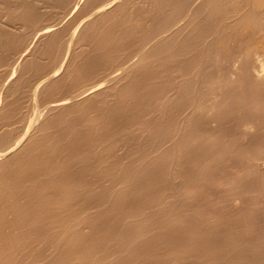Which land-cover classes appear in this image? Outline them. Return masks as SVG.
<instances>
[{
    "label": "bare ground",
    "instance_id": "6f19581e",
    "mask_svg": "<svg viewBox=\"0 0 264 264\" xmlns=\"http://www.w3.org/2000/svg\"><path fill=\"white\" fill-rule=\"evenodd\" d=\"M1 1L3 0H0V7L2 5L4 12L8 7L3 8L7 4L3 6ZM4 1V3H8L10 0ZM37 1H34V4ZM45 1L47 3H44L50 4L52 7L54 2L60 6L67 3L66 0ZM67 1L69 2V0ZM89 1L88 3L92 4L90 6L92 11L88 8V12L86 7H84V11L87 10L88 15L92 12L95 13L94 16L99 13L102 15L101 17L98 15L95 22L92 21L94 25H91L92 31L90 30V33H93L92 37H90L91 34H86L88 30L85 32L83 29L84 36L81 33L83 39L86 35L93 39L92 43L89 39V43L85 45L91 43L92 48L90 45L89 47L94 51L88 50L90 53L92 52L90 55L88 52L86 55L79 56V59L82 58V61L78 60L79 64L77 60L74 61L76 57L78 59L74 53L73 61L78 65L74 67L75 64H71L73 65V69L70 70L71 77L68 76L69 72L67 73L70 81L67 80L68 85L63 82L64 85L59 89L77 90L76 84L79 85L78 83L82 81H85L83 84L86 83L97 74L98 70L100 72L108 71L107 74L103 72L106 74L105 78H99L101 81L93 82V84L90 81L92 84L90 86L88 81V85L87 83L85 86L81 85L85 87L84 90L79 89V93L77 90V94H74L75 91H73L71 94L74 96L71 95L72 97L69 98H66L67 92L65 94L61 90L66 95V99L64 97H61L60 100L53 99L55 101L51 102L52 104L49 102L48 108L45 107L47 111L51 112V116L52 113H55L52 117L49 115L51 119L47 117L48 120L44 121L46 123L41 124L44 130H50V132L45 135L42 132L43 134H40L39 137L35 135L36 139H34L35 136L32 140L30 139L31 141L34 139V141L18 150V153L15 152V155L4 158L7 149L12 146L9 145L12 138L9 133L6 135V130H3V134L0 133V147L1 144L6 145L8 136L10 138L8 146H4L7 148L0 150V159L4 158L2 159L4 161L0 162V264H264V135L259 134L261 137L258 139L253 135L256 133H253L254 139H257L239 149L241 142L239 143L236 138L233 137L236 140L233 138L232 140L226 136L231 141L221 143L219 135L215 133L216 129L211 132L210 127L207 126L209 121L213 120V122H218L220 127H234V124L226 126L229 124L227 118L234 115L239 117L245 114V116L256 114V117L264 118V81L261 82L263 77L261 79L259 74L261 70L264 71V68L258 70L259 66L257 68L251 66L253 59L251 60L252 52L250 50L239 51V48L237 52L231 48L233 53L226 52L222 58L221 55L224 52L219 54L221 50L216 51L210 41L211 38L212 40L217 37L221 38L220 34H226L225 29L234 26L231 24L228 26L221 21L225 15H241L240 18H244L248 22L251 21L254 27L256 24L258 25L259 21L257 22V12L255 11L259 9L257 4H262V1L143 0L144 2H139V5L142 4V6H144L143 3L146 4L145 7H141L142 9L139 5L133 7L138 9H132L127 7L128 3H126L123 7L118 5L114 15L111 14L113 11L109 12L110 10L107 14L103 13L108 5L101 6V3L104 4L102 0ZM128 1L130 2V0ZM64 2L65 4H63ZM79 2L81 1L79 0ZM108 2L110 0H107L105 5ZM114 2L118 3L119 0H112V3ZM137 2L138 0L135 4H138ZM30 3L22 6H20L21 4L15 6V4V9L11 7L12 11L7 10L13 17L8 18L16 19L18 22L17 19L23 18L22 20L25 21L24 18L31 16V18L33 17L31 20L30 18L26 19L28 25L25 26V22L23 25L27 29L29 26L32 28L33 25L36 29L35 23L37 24L42 17L43 20L46 21V19L44 16L40 17L32 7L34 5L31 6ZM88 3L86 2L85 6ZM135 4L133 5L136 6ZM37 5L41 6V4ZM8 6L10 7V3ZM81 6L77 11H80L84 5L82 8ZM130 6L132 7V4ZM51 9L54 10V8ZM46 10L49 11L48 8ZM2 11L0 12L2 13ZM9 13H5V15L9 16ZM85 13L83 14L82 11L80 17L85 16ZM86 17L88 18V16ZM225 17L223 20L227 18ZM233 18L232 20H234ZM90 20L92 19L90 18ZM69 21L71 22V20ZM75 21L74 23H79V21ZM234 22L235 20L232 23ZM261 24L263 25V20ZM38 26H40L39 23ZM69 26L71 25L69 24ZM75 26L77 25L75 24ZM91 26L89 27L91 28ZM39 28L37 29L39 30ZM45 29L41 28V31H38L39 35L41 33L42 36H49L48 31L50 32L51 29ZM59 29L54 30V32L60 33L56 32L58 36L54 33L57 37L54 35L52 38H47L48 41L44 40L47 43L46 46L43 45L44 49L48 51L43 49L47 54H45L46 57L48 54H53L54 50L52 49H55L61 35L67 31H62L61 28V33ZM15 31L12 33L15 34ZM70 33L72 34V31ZM23 34L21 35L23 36ZM39 35L38 37L41 36ZM52 35L50 34V36ZM225 36H222V39ZM0 37L7 39L2 35ZM13 37L12 41L16 40ZM5 39H1L2 42ZM18 40L19 38L13 44H17ZM12 41L8 40L9 45L12 44ZM62 41L60 39L59 43L61 44ZM8 42H3V44L0 41V45L5 51L9 48L7 46L6 49ZM20 42L23 43V41ZM61 45L60 47L63 49V43ZM12 46L14 49V45ZM19 48L20 52L22 49ZM84 48L80 50H84ZM26 50L28 51V49ZM43 50L39 51L43 53ZM59 50L61 51V48ZM27 51L26 53L21 52V54H27ZM13 52L15 51L13 50ZM55 52L53 56L57 57L58 62H61V56L64 53L61 54V52L60 55L57 52L60 55L58 58ZM44 56L42 54L39 58ZM50 57L47 58L54 59V57ZM13 59L10 60L13 61ZM221 60L225 61V64L233 63V66L235 63H230L231 61L236 60L235 62L239 63V68H236V70L238 69L237 73L234 72V74L236 73V86L234 87L233 83V88L230 85V88L227 87L229 82H234L233 79L231 80V66L227 65L225 69L222 66L223 71L218 69V64L220 62L222 64ZM37 61L39 63V59L33 62L29 60L31 63L27 64L32 70L37 71L39 70ZM57 61H55L56 64H58ZM51 62H47L48 65ZM254 62L256 63V61ZM52 63L54 65V62ZM7 66L5 67L8 68ZM21 68H23L22 65ZM24 68L26 67L24 66ZM47 68L49 69V66ZM16 72L14 73L16 74ZM55 72H49L47 78H45L47 74L44 72L43 81H47L46 79L49 77L53 78ZM18 73L21 76L22 70ZM0 74L2 77L3 74ZM120 74H122L121 79L119 78ZM262 76H264L263 73ZM72 77L73 79H71ZM93 80L95 81V78ZM104 81H109V83ZM110 82H116V86L111 84L113 87L110 88ZM20 83L22 82L20 81ZM104 83L109 84V87L106 86V90H102ZM44 84H42L43 87L46 85ZM38 85L40 84L38 83ZM86 86L88 87L86 88ZM30 87L32 88V86ZM50 87H46L47 90L45 88L46 92ZM56 87L58 88L57 85ZM59 89L57 90L60 91ZM15 90L12 92L14 93ZM23 91L25 90L21 92ZM6 94L8 95V93ZM28 95L30 94L28 93ZM230 95H234V98L236 96L239 101L236 100L234 105L226 104V99ZM11 96L14 95H9V98ZM82 98L83 100L78 102ZM3 100L6 101V98ZM40 100L38 104L42 102ZM7 102L11 104L12 101ZM13 103L16 104L15 101ZM13 106L17 107L14 104ZM28 107L30 106L28 105ZM10 108L4 112L6 108L3 110L2 107L4 112L0 113L2 121L5 117L11 119ZM209 111L212 112V115L215 113L213 117H209ZM17 113L16 115L19 114ZM24 113L27 114L25 111ZM24 116L27 117V115ZM21 117L19 116V118ZM243 118L246 121L244 116ZM17 120H19L18 117L16 122ZM43 120L41 118L40 121ZM6 121L4 122L7 125L8 121ZM27 121L28 119L25 120V122ZM4 122L1 124L4 125ZM255 123L258 126V122ZM26 124L25 127L31 125L28 122ZM239 125L237 126L239 127ZM14 126L16 127V125ZM215 127L218 129L217 126ZM220 129L223 130V128ZM24 131L23 133H25ZM242 131L241 129V133ZM232 135H236V132H233ZM21 136H19L20 139ZM19 137L17 140H20ZM221 137L223 140L226 138ZM11 144L18 147L14 142ZM20 148L22 147L20 146ZM225 158L224 161L229 158L227 163L231 161L230 165L234 164L230 160L232 158L235 159L234 162L237 160L236 162L240 163L239 166L236 163L235 167L227 165L226 170L228 166L232 169V173L229 172V175L226 174L228 170L224 171L227 163L222 164ZM223 172H226L225 175H222ZM213 188L218 191L212 192ZM233 199H237L241 203V205L239 203L240 212L237 210L238 214L235 213L234 206H231ZM245 216L250 218L248 225H246ZM244 217L246 220L243 219ZM242 220L245 221L243 226L239 224V222H244Z\"/></svg>",
    "mask_w": 264,
    "mask_h": 264
},
{
    "label": "rangeland",
    "instance_id": "374dc122",
    "mask_svg": "<svg viewBox=\"0 0 264 264\" xmlns=\"http://www.w3.org/2000/svg\"><path fill=\"white\" fill-rule=\"evenodd\" d=\"M9 1V0H8ZM7 1V2H8ZM13 1V2H12ZM31 2V0H10L8 3H4L5 1L3 0V1H1V2H3L2 4H3V6H4V4H7V6L5 5V7H3V8H7V10H11L12 11V8L14 7V5L15 6H17L18 4L20 5V6H22L23 4H27V3H30ZM34 1H37V0H34ZM34 1H32L31 3H30V5L32 6V5H34V6H32V7H34L35 8V11L36 12H38V15L40 16V17H42V16H44L45 17V19H46V21L45 20H43V17H42V19H40L39 20V22H37V24L35 23V25H36V27L37 28H39V27H41L42 29L44 28H46L45 30H48V29H51L50 30V32L48 31V33H50V34H53L52 36H50V34H49V36H42L41 35V33H40V35H39V32L38 31H41V28H39V30L37 29H35V27H33V25H32V28H30L31 26H29L28 27V29L25 27V26H27L28 25V21H27V23H26V19H29L30 18V20L33 18H31V16H28V18L26 17V18H24L25 19V21H23L22 19L23 18H21V19H17L18 20V22L16 21V19L15 20H13V19H11L10 20V18H8V17H11V13H9L10 12V10H9V12L7 11V10H4V12L2 11V5H1V7H0V11H2V13L0 12V36L2 35L3 37H7V39L9 38L10 39V41H12V37H13V39L14 38H16V40H13L12 41V44H10L11 46L12 45H14V49H13V46L11 47L10 45H9V42H8V40L7 39H5V38H2V37H0L2 40L3 39H5L3 42L4 43H6V42H8V45L6 44V49H7V46L9 47L8 49H7V51H5L4 50V48L1 46V48H0V55L2 56H0V63H1V65H0V73H2L3 74V76L1 77V74H0V78H2V79H0L1 81H0V87H2V88H0V113L2 114V112H3V110H4V112L6 111V110H9V109H7V108H9V107H11L10 108V110L11 111H9L10 113H11V115H9V116H11V119L9 118V117H7V118H9V119H7L6 117H5V119L8 121V123H7V125H6V123L4 122V121H6L4 118H3V120L4 121H2V115H1V117H0V120L2 121H0L1 123H3L4 122V125L3 124H1L0 123V133L1 134H3L4 133V131H5V133H6V135L9 133L10 134V137L12 138V141H10L11 143L12 142H14V144H17L18 145V147H15L13 144H11L8 140L10 139L9 138V136L7 137L8 138V140L6 141V145L7 144H9V145H12V146H10L11 148H9V149H7V153L5 154V156L6 157H4V158H8L9 157V155H12L13 156V154L15 155V152H17L18 150H21V149H23L24 148V146L26 147V146H28L29 144H31L33 141H34V139H36V136L35 135H37L38 137L40 136V134L42 135L43 133H44V135L45 134H47V133H49L50 132V130L48 131V130H44L43 128H42V126L43 125H41L42 123L44 124V123H46V122H44L45 120L47 121L48 119H47V117L49 118V115L51 116V112L50 111H47V109L46 108H48L47 106H49L50 105V103L51 102H53V101H55V100H60L61 99V97H66V95H67V97L66 98H69L71 95H73L74 96V94H77V90H81V88H82V90H84L85 89V87H82V86H85L86 85V83H87V85H88V81H89V86L90 85H92L93 84V82L95 83H97V82H100L101 81V79H103V78H105V75L107 74V72H104V70L103 71H101L100 72V70H98V71H96V73L98 74V76H100V77H98L97 76V74H95V76L94 77H92L91 79H89L88 81H86V83H84L83 84V82H85V81H82L81 83L79 82L78 84L79 85H75V88L77 89V90H73V91H75V92H73L72 90L70 91V89L68 90V88H67V90L68 91H66V88H64L63 90L62 89H59V88H61L63 85H64V83L66 82L67 83V85H68V82H67V80L68 81H70V78H68L67 77V73H68V76H70V70L71 69H73L72 67H73V65L76 63V62H74V61H76L77 60V63H78V60H81L82 61V58H80L79 59V56L81 57V55H86V54H88V52L89 51H94L93 49H91L92 47V42H91V40H93L92 38L90 39L89 38V36H87L88 34L90 35L91 34V36L90 37H92V34L93 33H90L91 31H92V26H94L93 25V23H92V21L93 22H95L97 19H98V15L100 14H97L96 16H94L95 15V13L93 14V12H92V14H89L88 15V13H87V10H88V8H90V6L92 5L91 3H88V2H90L89 0H87V1H85L84 2V0L82 1V0H80L81 2H79V0H69V2L66 0L65 2H67L66 4H65V2L63 3V4H65V5H61L60 6V4H58L57 2H54L53 4H54V6L52 7V5H50V4H46L47 2L44 0V1H41V0H38L35 4H34ZM40 1V3H38ZM103 1V3L104 4H102L101 3V6H107L106 8V11H104L103 13L105 14H107V12H108V10H110L109 12L111 13L112 11H113V13H111L112 15H114L115 14V12H116V7L119 5V7H123L124 5H126V3H128L127 4V7H130V8H132V9H138V8H133V7H137V5H139L140 3H142V1L143 0H138V4H135L136 3V0H130V2L127 0L126 2H125V0H119V4L117 3H112V0H110V2L112 3H110V2H108L106 5H105V2L107 1V0H102ZM101 1V2H102ZM109 1V0H108ZM131 1H135L134 3H132ZM141 1V2H140ZM262 2V4H260L259 3V5L257 4V6L259 7V9H255L256 11L255 12H257V22H258V25L256 24V26L254 27L253 25H252V23H251V21H249L248 22V20L246 21L244 18V20L242 19V18H240L239 16H241V15H236V16H238V18L236 19V16H227V15H225L224 17L226 18L225 20H223L224 19V17L222 18V20L221 21H223L224 22V24H226V25H234V26H236L237 25V23H238V25L236 26V27H230V28H232V29H230V28H227V29H225L224 31H226V34L225 35H227V36H225V35H223V33L222 34H220V35H222V36H225V37H223V39H225V40H223L222 39V36H221V38L220 37H217V38H214L213 40H212V38L210 39V41H212V44H213V48L217 51V50H221L220 52H219V54L221 53L222 54V52H224L221 56H222V58H223V56H225L224 54H226V52L227 53H233V50H237V49H239V51H246V50H250V52H252V54H251V60L253 59V61H251L252 63V67L254 66V67H256L257 68V66H259V69L258 70H260V69H263L264 68V0H261ZM19 2V3H18ZM25 2V3H24ZM44 2H46V3H44ZM71 2H73L72 3V5H70L71 4ZM83 2V4H81ZM86 2L88 3L86 6H85V4H86ZM124 2V3H123ZM140 2V3H139ZM144 2V1H143ZM10 3V7L8 6V4ZM122 3V4H121ZM36 4H41V6L39 5H37L36 6ZM77 4V5H76ZM79 4V5H78ZM110 4H111V6H110ZM132 4V7L130 6V5ZM133 4H135L136 6H134ZM42 5H44L45 6V8H46V6H47V8L49 9V11L48 10H46L45 8H43L44 6H42ZM68 5V6H67ZM80 5H84L83 6V8H82V6H81V8L83 9H80V11H77L78 10V8H80ZM114 5V6H113ZM143 5L144 6H142V4L141 5H139L140 6V8L142 7H145V3H143ZM262 5V6H261ZM51 7V8H54V10L53 9H51V8H49V7ZM64 6V7H63ZM75 6V7H74ZM76 6H77V8H76ZM95 6V5H94ZM94 6H92V7H94ZM110 6V7H109ZM254 6V5H253ZM12 7V8H11ZM65 7H67L66 9H64ZM74 7V8H73ZM84 7H86L87 8V10H85L84 11ZM256 7V6H255ZM254 7V8H255ZM58 8V9H57ZM76 8V9H75ZM85 8V9H86ZM110 8V9H109ZM141 8V9H142ZM237 8H239L238 6H237ZM14 9H15V7H14ZM42 10L43 9V11H40V10ZM67 9H68V12H67ZM45 10V11H44ZM53 10V11H52ZM59 10H61V11H59ZM6 11V12H5ZM51 11V12H50ZM82 11H83V14L85 13V16H83L82 15V17H80V15L82 14ZM90 11H92V9L90 8ZM39 12H40V14H39ZM43 12H44V14H43ZM46 12V13H45ZM48 12V13H47ZM78 12V14H76V13ZM88 12H89V10H88ZM108 12V13H109ZM262 12V13H261ZM5 13L7 14V13H9L10 15L8 16H6L5 15ZM43 15H42V14ZM56 13H57V16H56ZM66 14V13H68V14H66V15H68V16H66V15H63V14ZM91 13V12H90ZM259 13V14H258ZM52 14H54V15H52ZM60 14V15H59ZM72 14H76V15H72ZM262 14V15H261ZM37 15V16H38ZM51 15V16H50ZM79 15V16H78ZM111 15V16H112ZM260 15V16H259ZM53 16H55V17H53ZM60 16H61V18H60ZM86 16H88V18L86 17ZM90 16H92V17H90ZM102 15H99V17H101ZM261 16H263V18H261ZM39 17V18H40ZM50 17V18H49ZM55 18V19H53V18ZM59 17V18H58ZM94 17V18H93ZM231 17V19H229L228 20V18H230ZM234 17V18H233ZM243 17V16H242ZM4 19V20H2V19ZM11 18H13V17H11ZM53 20H52V19ZM68 18H69V20H71V22L68 20ZM84 19V20H82V19ZM90 18L92 19V20H90ZM232 18L235 20V22L234 23H232L234 20H232ZM35 19V18H34ZM57 19H59L58 21H57ZM79 19V20H78ZM261 21H260V20ZM5 20H6V22H5ZM22 22H21V21ZM42 20H43V23H42ZM52 20V21H51ZM72 20H73V23H72ZM74 20H76L75 22H77V21H79V23L77 22V23H74ZM82 20V21H81ZM85 20H86V22H85ZM95 20V21H94ZM232 20V21H231ZM241 21V22H239V21ZM262 20H263V25L261 24L262 23ZM5 23H4V22ZM14 21H16V22H14ZM19 21H20V23H19ZM46 23H45V22ZM50 21H51V23H50ZM59 21H61V22H59ZM229 22V23H226V22ZM231 21V22H230ZM244 21V22H243ZM25 22V26L23 25V23ZM55 22V23H54ZM62 22H63V24H62ZM69 22V23H68ZM83 22V23H82ZM90 22V23H89ZM237 22V23H236ZM246 22V23H245ZM8 23V24H7ZM22 23V24H21ZM38 23L40 24V26H38ZM50 23V24H49ZM58 23V24H57ZM66 23H67V25H66ZM85 23V24H84ZM87 23V24H86ZM88 23H89V25H88ZM248 23H250V24H248ZM2 24V25H1ZM6 24V25H5ZM15 24V25H14ZM18 24H20V25H18ZM27 24V25H26ZM29 24L31 25V23L29 22ZM47 24V25H46ZM69 24L71 25V26H73V27H71V26H69ZM73 24V25H72ZM75 24L77 25V26H75ZM5 25V26H4ZM34 25V26H35ZM52 25H54V26H52ZM58 25H59V27H58ZM66 25V26H65ZM83 25V26H82ZM87 25V26H86ZM92 25V26H91ZM242 25V26H241ZM261 25V26H260ZM3 26V27H2ZM12 26V27H11ZM18 26V27H17ZM24 28H23V27ZM62 26V27H61ZM64 26V27H63ZM69 26V27H68ZM89 26H91V28L89 27ZM246 26V27H245ZM248 26V27H247ZM253 26V27H252ZM259 26V27H258ZM263 26V27H262ZM4 27H5V29L7 30L6 32H5V29H4ZM8 27H10L9 29H7ZM15 27V28H14ZM58 27V28H57ZM67 29H66V28ZM71 27V28H70ZM75 27H76V29H75ZM238 27V28H237ZM48 28V29H47ZM61 29L62 28V31H68V33H67V31H66V33L64 32V34H62L61 35V40H63L62 42H61V44L63 43V46L65 47H63V49H62V47H60V39L58 40V44H59V46H58V44H57V46L55 47V49H52V50H54V52H55V55L56 56H58V58H60L59 56L61 55V54H63L64 55V57H63V55L61 56V62H62V64H61V62L59 63L57 60V57H54L53 56V54H54V52H53V54H48V56H51L50 58H52V57H54V59H56V60H54L53 58V61L52 62H54V65H53V63L51 62V60L52 59H48L47 57H46V52L44 51V50H46L47 51V49H44V46L43 45H45L46 46V44L47 43H45L46 41H48V39L47 38H52V37H54V33H56L57 31H55L54 32V30H58V29ZM64 28H65V30H64ZM69 28V29H68ZM73 28V29H72ZM88 28V29H87ZM233 28H235V29H233ZM244 28V29H243ZM255 28V29H254ZM259 28H261L260 30H258ZM4 29V30H3ZM14 29V30H13ZM30 29H31V31H30ZM32 29H34V30H36V31H33ZM59 29V31H61ZM71 29V30H70ZM75 29V30H74ZM81 29H82V31H81ZM85 30V32H86V37L83 39V36L85 35L84 34V30ZM121 29V28H120ZM10 30V31H9ZM16 30V31H15ZM23 30H27V31H23ZM70 30V31H69ZM79 32H78V31ZM91 30V31H90ZM228 30V31H227ZM233 30V31H232ZM258 30V31H257ZM13 31H15V34L14 33H12ZM18 31V32H17ZM62 31H61V33H62ZM72 31V34L70 33ZM235 31V32H234ZM241 31H242V33L244 34H242L241 33ZM256 31V32H255ZM10 32V33H9ZM20 32V33H19ZM27 32H29L28 33V35H27ZM36 32V33H35ZM89 32V33H88ZM223 32V31H222ZM239 32V33H238ZM2 33V34H1ZM5 33V34H4ZM25 35H24V34ZM31 33V34H30ZM57 33H59V32H57ZM57 33H56V35H57ZM83 34V36H81L82 34ZM231 33V34H230ZM238 33V34H237ZM256 33H257V35H256ZM8 34H10V35H8ZM21 34H23V36L21 35ZM32 34H35V35H32ZM40 36V37H38V35ZM60 34V33H59ZM74 34V35H73ZM5 35V36H4ZM7 35V36H6ZM13 35V36H12ZM17 35V37H15ZM19 35H21L22 36V39H21V36H19ZM29 35H30V37H29ZM55 35V36H56ZM63 35H64V37H63ZM68 37H67V36ZM248 35V36H247ZM19 36V37H18ZM58 36V35H57ZM56 36V37H57ZM240 36V37H239ZM78 39H77V38ZM82 37V38H81ZM88 37V38H87ZM228 37V38H227ZM17 38H19V40H18V42H16L17 44H13V42H15V41H17ZM30 38H31V40H30ZM44 38V39H43ZM59 38V37H58ZM57 38V39H58ZM0 39V41H1V43H3L2 42V40ZM25 39V40H24ZM29 39V41H27ZM33 39V40H32ZM45 39H47L46 41H44ZM75 39H76V41H75ZM89 39H90V47H89V45H85V44H88L89 43ZM43 40V41H42ZM69 40H71V41H69ZM74 40V41H73ZM82 40V41H81ZM88 40V41H87ZM223 40V41H222ZM229 42H228V41ZM247 40V41H246ZM20 41H23V43L22 42H20ZM33 41V42H32ZM50 41V40H49ZM79 41H80V43H79ZM214 41V42H213ZM246 41V42H245ZM20 42V43H19ZM27 42V44H25ZM41 42V43H40ZM45 44H44V43ZM71 42V43H70ZM75 42V43H74ZM226 42V43H225ZM232 42V43H231ZM259 42V43H258ZM3 43V44H4ZM11 43V42H10ZM23 44V46H22V44ZM31 45H30V44ZM37 43V44H36ZM43 43V44H42ZM77 43V44H76ZM81 43H83V44H81ZM237 43H238V45H237ZM242 43V44H241ZM244 43V44H243ZM247 43V44H246ZM70 44V45H69ZM222 44V45H221ZM224 44V45H223ZM230 44V45H229ZM240 44V45H239ZM17 45V46H16ZM18 45H20V46H18ZM35 47H37V48H35ZM40 45H42V46H40ZM79 45V46H78ZM220 45V46H219ZM226 45V46H225ZM229 45V46H228ZM233 45V46H232ZM245 45V46H244ZM5 46V45H4ZM15 46H16V48H15ZM29 46H31V47H29ZM62 46V45H61ZM72 46V47H71ZM236 46V47H235ZM239 46V47H238ZM247 46V47H246ZM18 47V48H17ZM19 47H21V49L22 50H20V52H19ZM39 47H41L39 50H43V53L41 52V51H39L38 50V48ZM61 48V51L59 50L58 51V49H60ZM74 47H76V48H74ZM85 47V48H84ZM87 47H89V48H87ZM219 47V48H218ZM221 47H223V48H221ZM228 47V48H227ZM245 47V48H244ZM250 47V48H249ZM255 47V48H254ZM259 47V48H258ZM13 49L15 52H13V50H11V49ZM32 48H33V50H35V51H33L32 50ZM83 49L84 48V50H80V49ZM233 50H232V49ZM248 48V49H247ZM17 51H16V50ZM24 49V50H23ZM26 49H28V51L26 50ZM2 50H3V52H2ZM10 52H9V51ZM30 50V51H29ZM49 50V49H48ZM63 50V51H62ZM89 50V51H88ZM227 50V51H226ZM26 51H27V54H24V53H26ZM33 51V52H32ZM36 51H38V52H36ZM80 51V52H79ZM83 53H82V52ZM254 51V52H253ZM9 52V53H8ZM13 52V53H12ZM17 52H18V54H17ZM21 52H24V53H22L21 54ZM30 52V53H29ZM36 52V53H35ZM39 52H41V53H39ZM45 52V53H44ZM48 52V51H47ZM50 52V51H49ZM52 52V51H51ZM50 52V53H51ZM57 52H59V54L57 53ZM66 52V53H65ZM86 52V53H85ZM237 52H238V50H237ZM6 53H8V54H6ZM17 55H16V54ZM33 53V54H32ZM37 53H39V54H37ZM73 53V54H72ZM76 54V56H78V59H77V57H76V59L73 61V59L75 58V54ZM92 53V52H91ZM90 52H89V54L88 55H90L91 54ZM235 53V52H234ZM20 54V55H19ZM42 54H43V58H39V57H41L42 56ZM12 57H10V56ZM12 55H14V56H12ZM40 55V56H39ZM256 57H255V56ZM258 55V56H257ZM21 56V57H20ZM29 56V57H28ZM36 56H38V58H35L34 59V57H36ZM72 56H74L73 58H72ZM10 57V58H9ZM23 57H24V59L26 60V62H25V60L23 59ZM46 57V58H45ZM2 58H4L3 60H2ZM9 59V61H8V59ZM13 58H15V59H13ZM20 58V59H19ZM29 58V59H28ZM45 58V59H44ZM257 58V59H256ZM10 59H13V61L12 60H10ZM19 59V60H18ZM34 59V60H33ZM36 59H39V63H38V61H37V64H38V67H39V70H37V71H35V70H32L30 67H29V65L27 64V63H29V60L31 61V62H33V61H35ZM47 59H48V61H47ZM69 59V61H67ZM20 60H22V61H20ZM33 60V61H32ZM41 60V61H40ZM72 60V61H71ZM222 60H224V59H222ZM221 60V61H222ZM4 61V62H3ZM18 61V62H17ZM28 61V62H27ZM51 62V63H49V65H48V63L47 62ZM55 61H57V63L58 64H56L55 63ZM236 60H234V61H231L230 63H232V62H234L235 64H234V66H233V63L231 64V65H229V64H225V61L223 62L222 61V64H221V62L218 64V66L219 67H217L218 69H220V70H222L223 68H221L222 66L224 67V69L226 68V66L228 65V67H230V71H231V80L232 81H234V82H232V83H228V88H230V87H232L233 88V85H234V87L236 86V82H235V77H236V73H237V70H236V68H239L238 66H239V63L238 62H235ZM254 61H256V63L254 62ZM3 62V63H2ZM13 62V63H12ZM23 62V63H22ZM30 62V63H31ZM41 62H43V63H41ZM64 62V63H63ZM68 64H67V63ZM73 62V63H72ZM80 62V61H79ZM259 63V65H257L258 63ZM6 63H7V65H9V66H7L6 65ZM9 63V64H8ZM10 63H12V64H10ZM29 63V64H30ZM236 63H237V66L235 67V65H236ZM255 65H254V64ZM23 64H27V65H23ZM44 64H46V65H48L49 66V69L51 68V69H53V71H51V69H50V71H49V69L47 68L48 66H46V65H44ZM51 64V65H50ZM55 64H56V66H55ZM71 64H73V65H71ZM79 64V63H78ZM78 64H75L74 65V67H76V65H78ZM20 65V66H19ZM21 65L23 66V68H24V66L26 67V68H21ZM70 65V66H69ZM5 66H7L8 68H6ZM10 66H12V67H10ZM29 68H28V67ZM51 66V67H50ZM99 66H101V65H99ZM98 66V67H99ZM17 68L16 69V71H15V68ZM21 68V70H22V73H20L21 74V76H19V71L21 72V70H19L18 71V69H20ZM54 67V68H53ZM63 67H64V69H65V71H64V69H63ZM69 67H70V69H69ZM58 69V70H56V69ZM67 68V69H66ZM108 68V67H107ZM13 69V70H12ZM26 69H27V72H25L26 71ZM42 69V70H41ZM223 69V70H224ZM12 72H11V71ZM67 70V71H66ZM106 70V69H105ZM222 70V71H223ZM3 71V72H2ZM6 71V72H5ZM10 71V72H9ZM40 73H39V72ZM48 73H47V72ZM56 71V72H55ZM63 72V74H62V72ZM14 72H16V74H17V76L19 77H17L16 76V74L14 73ZM24 72V73H23ZM38 72V73H37ZM43 72V73H42ZM47 74V76L45 77V73ZM49 72L51 73V72H55L54 74H55V76L53 77V78H51V77H49V79H46L47 81H43L44 79V77L45 78H47L48 77V74H49ZM103 72L104 73H106V74H103ZM234 72H236L235 74H234ZM261 72L264 74V71L263 70H261ZM259 73L260 74V78L262 79V77H263V79H264V76H262V73ZM26 73V74H25ZM28 73V74H27ZM32 73V74H31ZM122 73V72H121ZM7 74H8V76H7ZM10 74H11V77H10ZM12 74H13V76H12ZM14 74H15V76H14ZM24 74H25V76H24ZM29 74H31V76H29ZM26 76H27V78H26ZM35 76V78H33ZM39 76V77H38ZM50 76V75H49ZM60 76H61V78H60ZM65 78H63V77ZM120 76L122 77V74H120L119 75V78H120ZM9 77V78H8ZM29 77V78H28ZM38 77V78H37ZM71 77V76H70ZM15 78V79H14ZM16 78H17V81H15L16 80ZM93 78H95V81L93 80ZM99 78H101V79H99ZM6 81H5V80ZM11 79V80H10ZM12 79H14V80H12ZM37 79H39V80H37ZM41 79V80H40ZM51 79V80H50ZM56 80L57 79V81H54V80ZM62 79H63V81H62ZM71 79H73V77L71 78ZM97 79H99L98 81H96ZM121 79V78H120ZM261 80V82H263L264 80ZM25 80V81H24ZM28 80V81H27ZM49 80V81H48ZM61 80V81H60ZM105 80V79H104ZM119 80V79H118ZM230 80V81H231ZM19 81V83H20V81L24 84V86H22L23 84L22 83H17ZM35 81V82H34ZM53 81V82H52ZM72 81V80H71ZM90 81H92L91 83H90ZM259 81H260V79H259ZM15 82V83H14ZM45 82H47V83H44ZM51 82V84H49ZM61 82V83H60ZM64 82V83H63ZM105 83L107 82V83H109V81H104ZM1 83H3V84H1ZM6 83H8V84H11V85H8V84H6ZM17 83V85H14V84H16ZM38 83L40 84V85H38ZM58 83H59V85H58ZM104 83V88H102V90L103 89H105L106 90V86L107 87H109V84L108 85H106ZM234 83V84H233ZM19 84V85H18ZM22 84V85H21ZM42 84H44L45 86L43 87V85ZM111 84H113L114 86H116V82H110V88L111 87H113ZM13 85V86H12ZM27 85H29V86H27ZM35 85V86H34ZM38 85V86H37ZM42 85V86H41ZM56 85L58 86V88L56 87ZM82 85V86H81ZM229 85H230V87H229ZM6 86H8V87H6ZM10 86V87H9ZM17 86V87H16ZM25 86H27V87H25ZM30 86H32V88L30 87ZM34 86V87H33ZM37 86V87H36ZM39 86H40V88H39ZM51 86V87H50ZM79 86V87H78ZM81 86V87H80ZM6 87V88H5ZM14 88V90H15V87H16V90H15V92L13 93L12 91H14L13 90V88ZM29 87V88H28ZM48 87H50L49 89H51V90H53V91H55V92H53V91H51L50 92V90L48 89V91L46 92V90H47V88ZM56 87V88H55ZM88 86H86V88H87ZM8 88V89H7ZM12 88V89H11ZM19 88V89H18ZM21 88V89H20ZM23 88V89H22ZM25 88V89H24ZM45 88H46V90H45ZM69 88H71V87H69ZM73 88H74V86H73ZM74 88V89H75ZM110 88H107V89H110ZM9 89H10V92H9ZM57 89H59L60 91H58ZM5 90V91H4ZM18 90V91H17ZM22 90H25V91H23L24 93L25 92H27L26 94H24L23 92H21ZM39 90H41L40 92H39ZM61 90L63 91V92H65V94H66V92H67V94L66 95H64V93L63 92H61ZM80 90L78 91V93L80 92ZM32 91V92H31ZM45 91V92H44ZM70 91V92H69ZM4 94H3V93ZM12 92V93H11ZM20 92V93H19ZM53 92V93H52ZM61 92V93H60ZM69 92V93H68ZM74 93V94H71V93ZM6 93H8V95L6 94ZM11 93V94H10ZM18 93V94H17ZM28 93L30 94V95H28ZM32 93V94H31ZM40 93V94H39ZM47 93V94H46ZM57 93H58V95H57ZM69 94V95H68ZM4 95H6V96H4ZM9 95H14V96H11L10 98L11 99H13V100H11L10 98H9ZM16 95V96H15ZM18 95V96H17ZM41 95V96H40ZM42 95H43V97H42ZM50 95V96H49ZM53 95V96H52ZM56 95V96H55ZM64 95V96H63ZM3 96H4V98H6V101H4L3 99ZM8 96V97H7ZM26 96H28V97H26ZM38 96H39V98H38ZM52 96V97H51ZM2 97V98H1ZM13 97V98H12ZM49 99H48V98ZM72 97V96H71ZM16 98V99H15ZM18 98H20V99H18ZM44 100H43V99ZM51 98H52V101H51ZM58 98V99H57ZM65 98V99H66ZM233 98V99H232ZM237 97L235 96V98H234V95H230L229 97H227V99H226V104H228V103H231V105L233 104L234 105V103H236L237 101L236 100H238L239 101V99L237 98ZM8 99V100H7ZM19 101H18V100ZM27 99V100H26ZM34 99V100H33ZM41 99V100H40ZM53 99H55V100H53ZM84 99H86L85 97H84ZM2 100V101H1ZM12 101L11 102V104H9L10 102H7V101ZM21 100H23V102H21ZM28 100H32V101H28ZM37 100H38V102H37ZM39 100L40 101H42V102H40V104H38L39 103ZM48 102H47V101ZM75 100V99H74ZM76 100H78V99H76ZM83 100V98L82 99H80L78 102H80V101H82ZM229 100V101H228ZM243 100V99H242ZM16 102V104L15 103H13V102ZM26 101V102H25ZM35 101V102H34ZM45 101H46V103H45ZM3 102V103H2ZM6 102H7V104H6ZM23 104H21V103ZM32 102V103H31ZM50 102V103H49ZM74 102H77V101H74ZM18 103V104H17ZM26 103H28V104H26ZM30 103V104H29ZM35 104V107H34V104ZM48 103V104H47ZM6 104V105H5ZM13 104L14 105H16L18 108H20V109H22V110H20V109H18L17 107H14L13 106ZM32 104V105H31ZM37 104V105H36ZM46 104V105H45ZM52 104V103H51ZM2 105H4V106H2ZM10 105H12V106H10ZM21 105V106H20ZM25 105V106H24ZM28 105L30 106V107H28ZM230 105V104H229ZM6 106V107H5ZM31 106H33V107H31ZM41 106H42V109H41ZM2 107H3V110H2ZM46 107V108H45ZM13 108V109H12ZM38 110H37V109ZM39 108H40V110H39ZM44 109V110H43ZM17 110H19V111H17ZM37 110V111H36ZM47 111V113L48 112H50V114H47V113H45L46 111ZM14 111H16V113L21 117V115H22V117L21 118H19V116L18 115H16V113H14ZM24 111L27 113V114H25L24 113ZM31 111V112H30ZM39 111H41L40 113H39ZM45 111V112H44ZM210 111H212V112H214L213 110H210ZM210 111L208 112L209 114V117H213V115L215 114V113H213V115H212V112L210 113ZM3 112V113H4ZM30 114H29V113ZM42 112H44V113H42ZM32 114V115H31ZM43 114V115H42ZM46 114H47V116H46ZM55 113H52V116L54 115ZM24 115H27V117L26 116H24ZM246 115V114H245ZM245 115H243L246 119V121H244V118L242 119V117L243 116H239V117H236V115H234V116H230V117H228L227 119L229 120V124L228 125H226L227 127H229L230 126V124H234L235 126V128H236V130H234L235 128L233 127V126H230L229 128L231 129V130H233V131H231L229 128H226V127H220L219 126V124H218V122H216V121H214L213 122V120H211V121H209L210 123H208V128L210 127V130H211V132H212V130H215L216 129V132L215 133H217L218 135H219V139H221V143H226V141L227 142H229V141H231V139L234 137V138H236L237 140H238V142L240 143L241 142V145H243V146H241V145H239V149L241 148L242 149V147H244L245 146V144L247 145L248 143H250V142H252V140H256L257 138L259 139V137H261V136H263L264 135V118H261L260 116H258V117H256V114L255 115H249V116H245ZM29 116V117H28ZM34 116H35V118H34ZM39 116V117H38ZM51 116V117H52ZM17 117H18V119L19 120H17V122H16V119H17ZM26 117V119L25 120H27L28 119V123H30L31 125H28L27 127H25L27 124V122H25V120L23 121V119ZM51 117L49 118V119H51ZM233 117V119H231ZM236 117V118H235ZM249 117V118H248ZM253 117V118H252ZM13 118V119H12ZM14 118H16V119H14ZM41 118H42V120H43V118H44V120L43 121H40L41 120ZM239 118V119H238ZM252 118V119H251ZM255 118V119H254ZM30 119V120H29ZM34 119V120H33ZM236 119V120H235ZM250 119H251V121H250ZM14 120V121H13ZM241 120V121H240ZM257 120V121H256ZM6 121V122H7ZM11 121V122H10ZM13 121V122H12ZM23 123H21V122ZM234 123H233V122ZM237 121H238V123H237ZM10 122V123H9ZM212 122H213V124H212ZM245 122H247V123H245ZM255 122H258V126H257V124L255 123ZM18 123V124H17ZM24 123H25V125H24ZM35 123V124H34ZM241 123V124H240ZM245 124L244 126L242 125V124ZM10 125V127H9V125ZM19 124H21V125H19ZM216 124V125H215ZM218 124V125H217ZM240 124V125H239ZM14 125H16V127L14 126ZM33 125V126H32ZM237 125H239V127L237 126ZM260 125V126H259ZM7 126V127H6ZM15 127V129H14V127ZM30 126H32V127H30ZM215 126H217L218 127V129L215 127ZM243 126V127H242ZM247 126V127H246ZM12 127H13V129H12ZM23 127H25L24 128V132L25 133H23V131H22V129H23ZM3 128V129H2ZM5 128V129H4ZM9 128V129H8ZM21 128V129H20ZM29 128V130H27ZM34 128V129H33ZM37 128V129H36ZM208 128H207V130H208ZM220 128H223V130H225V131H223V130H221ZM234 128V129H233ZM243 130L242 131V133H241V129ZM259 128V129H258ZM17 129H18V132H17ZM39 129V130H38ZM42 129V130H41ZM229 129V130H228ZM246 129V131H244ZM249 129H251V130H249ZM255 129V130H254ZM257 129H258V131H257ZM4 130V131H3ZM9 130V131H8ZM12 130V131H11ZM40 130H41V133H40ZM218 130L220 131L219 133H218ZM240 131V133H239V131ZM263 130V131H262ZM10 131H11V133H10ZM21 131V132H20ZM26 131H27V133H26ZM29 131V132H28ZM47 131V132H46ZM250 131V132H249ZM256 131V132H255ZM262 133H261V132ZM12 132H14V133H12ZM16 132V133H15ZM33 134H32V133ZM37 132V133H36ZM43 132V133H42ZM214 132V131H213ZM223 132H225V134H222ZM228 132V133H227ZM230 132V133H229ZM235 133L236 132V135H232V133ZM239 133V135H238V133ZM258 132V133H257ZM23 133V135L21 136V134ZM222 135H221V134ZM227 133V134H226ZM253 133H256V134H258V135H256V134H253ZM27 134V135H26ZM31 134H32V136H31ZM255 137H257L256 139H254V136ZM259 134H261V136L259 135ZM12 135V136H11ZM21 136L22 138H23V140H22V138L20 139V137L19 136ZM241 135V136H240ZM246 135V136H245ZM248 135V136H247ZM31 136V137H30ZM35 136V137H34ZM221 136H224V137H230L229 138V140H228V138L226 137L225 139H227V140H223V137H221ZM239 137V139H238V137ZM245 136V137H244ZM249 136H251L252 138H250ZM15 139H14V138ZM19 137V139L21 140H17V138ZM34 137V139H33V141H31L32 140V138ZM37 137V138H38ZM221 137V138H220ZM233 138V139H234ZM243 139V140H241V139ZM31 139V140H30ZM232 139V140H233ZM236 139H234V140H236ZM16 140V141H15ZM26 140V141H25ZM251 140V141H250ZM28 141V142H27ZM31 141V142H30ZM222 141H224V142H222ZM8 142V143H7ZM19 142V143H18ZM21 142V143H20ZM24 142V143H23ZM245 142V143H244ZM5 144V143H4ZM20 144V145H19ZM25 144V145H24ZM6 145H4V146H6ZM23 145V146H22ZM3 146V144H1V147ZM0 147V150H4L5 148H7V147ZM8 146V145H7ZM14 146V147H13ZM20 146L22 147V148H20ZM13 147V148H12ZM16 148V149H15ZM14 149V150H13ZM12 150H13V152H12ZM237 150V149H236ZM11 153H10V152ZM19 152V151H18ZM17 152V153H18ZM16 153V154H17ZM4 158H2V159H4ZM230 158V157H229ZM228 158V159H229ZM2 159H0V162H3L4 160H2ZM227 159V161H224V160H226V158L225 159H223V161H222V164L223 163H227L229 160ZM230 160H232V164L234 163V164H238V162H234V160H233V158L232 159H230ZM230 163H231V161H230ZM230 163H227V164H225V167H224V171H226L227 172V170H228V172L226 173V174H228L229 175V172H230V174L232 173V169H230L229 168V166H233V167H235V166H237V164L236 165H230ZM227 165H229L228 166V169L226 170V168H227ZM240 165V163L238 164V166ZM224 166V165H223ZM229 170H231V171H229ZM224 173V172H223ZM222 173V175H225V173L223 174ZM211 191V190H210ZM215 191H218L216 188H213V190H212V192H215ZM211 192V193H212ZM233 201H234V204L236 205V207H235V205L233 204ZM233 201H231V206H234V211H235V213L237 212V214L240 212V206H239V201L237 200V199H233ZM238 202V203H237ZM240 205H241V203H240ZM218 207H220V206H218ZM239 212H238V211ZM262 216V215H261ZM246 217V216H245ZM245 217L243 218L244 220H246V225H248L247 223L250 221V218L248 219L247 217H249V216H247L246 217V219H245ZM263 217V216H262ZM263 219V218H262ZM244 220H242V221H244ZM239 224L241 225L242 224V226H243V224H245V221L244 222H239Z\"/></svg>",
    "mask_w": 264,
    "mask_h": 264
}]
</instances>
